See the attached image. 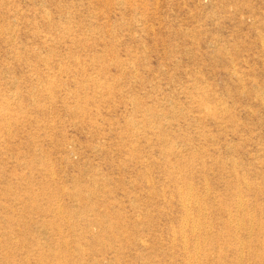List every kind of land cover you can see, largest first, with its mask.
<instances>
[{"label":"rangeland","instance_id":"1","mask_svg":"<svg viewBox=\"0 0 264 264\" xmlns=\"http://www.w3.org/2000/svg\"><path fill=\"white\" fill-rule=\"evenodd\" d=\"M185 262L264 264V0H0V264Z\"/></svg>","mask_w":264,"mask_h":264},{"label":"bare ground","instance_id":"2","mask_svg":"<svg viewBox=\"0 0 264 264\" xmlns=\"http://www.w3.org/2000/svg\"><path fill=\"white\" fill-rule=\"evenodd\" d=\"M175 154H176V153H175ZM190 185H191V184H190ZM186 194H187V193H186ZM17 196H18V195H17ZM184 197H185V196H184ZM188 197H189V196H188ZM236 197H237V196H236ZM194 199H195V198H194ZM237 199H239V198H237ZM239 200H240V199H239ZM184 202H185V203H188V202H186L185 200H184ZM189 202H190V200H189ZM193 203H194V202H193ZM239 204H240V203H239ZM187 207H188V206H187ZM189 210H190V209H189ZM198 211H199V210H198ZM184 213H185V212H184ZM202 213L204 214V212H202ZM203 214H202V215H203ZM191 215H192V214H191ZM242 215H243V214H242ZM186 217L188 218V215H187ZM187 218H185V220H186ZM191 219H194V218L191 217ZM236 219H237V218H236ZM248 219H249V218H248ZM240 221H242V218H241ZM182 222H183V221H182ZM185 222H187V220H186ZM192 222H193V221H192ZM195 223H196V221H195ZM186 224H187V223H186ZM184 225H185V224H184ZM184 225H183V226H184ZM194 225H195V224H194ZM198 225H199V224H198ZM203 225H204V224H203ZM190 226H191V225H190ZM204 226H205V225H204ZM196 228H197V227H196ZM203 228H204V227H203ZM194 229H195V228H194ZM196 230H197V229H196ZM100 231H101V230H100ZM186 238H187V237H186ZM42 240H43V239H42ZM44 243H45V242H44ZM45 246H46V245H45ZM194 256H195V254H194ZM1 262H2V261H1ZM185 264H186V262H185ZM195 264H196V263H195Z\"/></svg>","mask_w":264,"mask_h":264}]
</instances>
